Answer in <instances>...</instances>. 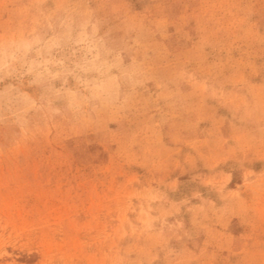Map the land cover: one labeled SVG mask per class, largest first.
Returning <instances> with one entry per match:
<instances>
[{
  "label": "rangeland",
  "instance_id": "rangeland-1",
  "mask_svg": "<svg viewBox=\"0 0 264 264\" xmlns=\"http://www.w3.org/2000/svg\"><path fill=\"white\" fill-rule=\"evenodd\" d=\"M0 264H264V0H0Z\"/></svg>",
  "mask_w": 264,
  "mask_h": 264
}]
</instances>
